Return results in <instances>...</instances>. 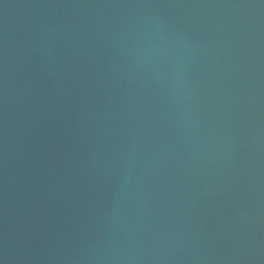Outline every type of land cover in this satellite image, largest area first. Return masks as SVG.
Listing matches in <instances>:
<instances>
[{
    "label": "water",
    "instance_id": "1",
    "mask_svg": "<svg viewBox=\"0 0 264 264\" xmlns=\"http://www.w3.org/2000/svg\"><path fill=\"white\" fill-rule=\"evenodd\" d=\"M0 264H264V0H0Z\"/></svg>",
    "mask_w": 264,
    "mask_h": 264
}]
</instances>
